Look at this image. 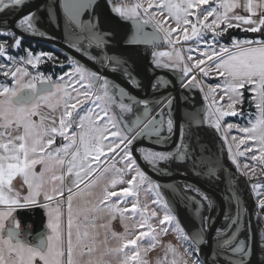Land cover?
<instances>
[{
  "label": "snow or ice",
  "instance_id": "1",
  "mask_svg": "<svg viewBox=\"0 0 264 264\" xmlns=\"http://www.w3.org/2000/svg\"><path fill=\"white\" fill-rule=\"evenodd\" d=\"M105 6L114 16L102 21L99 0H0V36L11 38L0 41V264H148L144 254L157 247L163 256L154 264H203L199 253L217 206L189 173L228 184L211 264H264V232L257 237L249 229L241 238L247 209L235 186L237 177L246 178L264 219V0ZM61 21L63 43L81 59L30 48L13 54L23 35L55 41L40 25ZM229 29L255 35L222 43ZM141 45L151 46L146 58L155 79L147 83L133 58ZM48 62L60 74L40 71ZM158 69L175 80L156 76ZM209 77L221 82L206 84ZM192 89L206 104L188 111L185 91ZM245 102L254 113H245ZM245 116L244 125L227 119ZM205 125L222 142L219 155L199 136ZM173 163L186 166L182 182L161 184L149 175L170 176ZM141 192L154 196L150 204L141 203ZM177 204L195 218L190 228L178 219ZM33 208L44 210L47 223L29 243L17 210ZM117 218L123 233L112 228ZM169 233L186 245L182 252L163 241ZM145 237L147 247L140 243Z\"/></svg>",
  "mask_w": 264,
  "mask_h": 264
},
{
  "label": "water",
  "instance_id": "2",
  "mask_svg": "<svg viewBox=\"0 0 264 264\" xmlns=\"http://www.w3.org/2000/svg\"><path fill=\"white\" fill-rule=\"evenodd\" d=\"M99 2L105 13V16L101 17L102 21L106 17L114 16V14L111 13V11L105 6V0H99ZM9 19H11V17H9ZM112 26L115 27V25H112ZM50 27L53 28V30L50 31V33L57 37L55 41L51 39H46V38L44 39L41 37L32 36V35H23L22 38L29 39V40H40V41H44L47 43H51L55 47L64 50L66 53H68V55H73L76 58L81 59L80 55L75 53L74 49H71L66 44H64L62 41V36L64 33L63 22L61 21V24L59 26H50ZM126 27L130 29L131 22H127ZM151 30H152L151 27L146 28V31H151ZM123 31H124V28L118 29V32L120 33H122ZM17 34L20 35V33H17ZM145 48L146 46H143V45L139 46V54L138 55L134 54L133 58L135 60L136 71L140 74L138 78L142 79L144 83H147L150 78L155 79V76H153L152 73L148 71V67H149L148 58H150L151 46H148V51H146ZM87 63L89 64L90 67H95V65L92 62H87ZM155 75L162 76L165 79L175 80V76L166 69L156 70ZM117 82L123 83V81H120V80H117ZM133 94H136L134 90H133ZM161 94H165V93L162 92ZM185 94L191 98V105L188 106L187 108L188 111H192L194 109H200L203 106H205L206 102L204 101L203 94L199 91V89H192L191 91L186 90ZM184 110H185V106L183 105V102H181L180 113H179L180 116L183 115ZM201 130H204V129L202 128ZM207 130L209 131L211 129H207ZM207 135L209 137L211 136L209 134ZM216 135L218 134L215 133V136ZM199 136L201 140L203 141V135L200 132H199ZM173 139H176V137H174ZM221 144L222 143L219 141L218 151L216 152L215 150L213 151L214 153L218 155L220 154ZM146 146H148L147 142H146ZM226 156H227V153H226V148H225L224 149L225 161H226ZM226 166H228L227 161H226ZM145 170L147 171L146 166H145ZM169 171L172 172V175L170 176L162 177V176L153 174L151 172H149V175H152L153 179L157 180L161 184H171L173 182H182L185 179V177H182L179 175L180 171L171 169V168H169ZM232 171L233 172L235 171L234 167L232 168ZM186 178L190 182L197 184V186H199L202 190L207 192L212 197V199L216 202L217 210L212 213L214 216H216V223L214 227L210 229L209 234L206 235L205 239L207 242L201 245V251L199 253V258L203 262V264H211L212 257H213V249H214V243H213L212 237L215 236L216 228H220L224 226L223 210L226 208V202L223 197L226 194L225 190L228 184L225 187L224 194L220 195L217 192H215L213 189H211L209 186L199 182L194 177L188 175ZM166 195L170 198L172 196L171 192L167 190H166ZM240 197L243 202V206L247 209V212L245 213L244 219H243V232H242L241 238H244V234H246L249 229L255 236L258 237L260 233L264 232V225L257 218V213L254 208V200H253L252 194L250 193V187H247V189L243 191L242 196ZM177 208H178V219H180L183 226H185L186 228H190L192 224L196 223L195 218L190 214L188 209L178 204H177ZM17 218L20 224L24 227L23 230L31 233V235L28 237L29 243H34L35 242L34 238L37 236V234L46 231L47 216L43 209L33 208V209H28V210H17ZM29 223H31L30 228L28 227ZM220 264H224L222 258L220 259Z\"/></svg>",
  "mask_w": 264,
  "mask_h": 264
},
{
  "label": "flooded vegetation",
  "instance_id": "3",
  "mask_svg": "<svg viewBox=\"0 0 264 264\" xmlns=\"http://www.w3.org/2000/svg\"><path fill=\"white\" fill-rule=\"evenodd\" d=\"M40 26H41L42 30L47 31V32H49L50 35H52L50 33V31L53 30L52 27L48 26L46 23H44ZM0 39L1 40H9V42H11V38H9L7 36H0ZM23 40H25L27 43H25ZM24 48H30L33 52L51 51V52H54V54L57 57H59L61 60H66L67 57L69 56L68 53H66L64 50L55 47L51 43H47V42L40 41V40H29V39H25V38H22V46H21L20 50L17 52H14V53L24 54V52H23ZM64 70H67V69L65 68ZM40 71L44 72L45 74L55 73L58 75L61 72V68L60 67H53V65L50 62H48V63L41 64ZM203 129L204 130H200V133L203 135V142L206 143L212 151L216 150V152H217L219 141H220L219 136L218 135L215 136V132L212 129L209 130L210 131L209 132L207 129H210V128H208L207 125H205L203 127ZM207 134H209L211 136L209 137ZM217 138H218V140H217ZM57 141H58L57 145L60 144L59 139ZM168 167L171 169L178 170L180 172H183L186 170V166H179L177 163H173ZM188 175L192 176L191 173H189ZM192 177L197 179L199 182L209 186L211 189H213L218 194H220V195L224 194V190H225V187L227 185V183L224 180L208 181L206 178H203V177H195V176H192ZM20 183H21V181L18 179V185L17 186H19ZM247 187H250V185H248L246 178L237 177L236 188L239 190L240 196H242L243 191L246 190ZM250 193L252 194L251 188H250ZM252 197H253V195H252ZM253 200H254V198H253ZM254 208H255V211L257 212V206L255 203V200H254ZM30 224L31 223L28 224L29 228L31 227ZM21 229H24V227L22 225H21Z\"/></svg>",
  "mask_w": 264,
  "mask_h": 264
},
{
  "label": "rangeland",
  "instance_id": "4",
  "mask_svg": "<svg viewBox=\"0 0 264 264\" xmlns=\"http://www.w3.org/2000/svg\"><path fill=\"white\" fill-rule=\"evenodd\" d=\"M225 38H226V35H225V37L223 38V40L221 41L222 43L227 44L228 42H230V39H229V41L226 43ZM0 41H2V40L0 39ZM163 47H166V46H162V48H163ZM161 50H162V49H161ZM13 54H14V55H17V56H19V55H23V54H21V53H13ZM3 80H4V78H3L2 76H0V81H3ZM220 82H221L220 79H219V78H216V77H209V78L206 79V84H216V83H220ZM205 90H206V89H205ZM202 94H203V93H202ZM203 95H204V94H203ZM248 95H249V93L245 92V100H246V101H247ZM221 103H224V102H221ZM243 107H245V108H244L245 113H247V112H249V111H251V112H253V113L255 112V108H254L253 106L249 105L247 102H245V104H244ZM227 119L229 120V122H234V123H238V124H241V125H244V124L247 123V116H245L244 119H240L239 117L227 118ZM232 134H233V135H240V133H239L237 130H235V129L232 130ZM229 139H230V137H229ZM59 141H60V140H59ZM60 143H62V141H60ZM58 145H59V144H58ZM240 162L243 164V163H244V160L241 159ZM118 166H119V165H118ZM36 171H37V172L40 171V166H39V165L36 167ZM252 195H253V198H254L255 203H256V199H255V196H254L253 192H252ZM152 199H154V196H153L151 193H148V192H141V194H140V201H141L142 204H143V203H149V204H150V201H151ZM122 206H123V205H122ZM256 206H257V204H256ZM256 213H257V212H256ZM260 215H261V216H264V211H261V212H260ZM259 220H260V219H259ZM261 220L263 221V223H262V222H261V223L264 225V219H261ZM46 223H47V219H46ZM171 234L173 235L175 241L178 243V245H179V250L182 252V251H183V247H186V245H180V244H179V241H178V240L176 239V237H175V234H173V233H171ZM149 242H150L149 238H148V237H145L144 240L141 241L140 243H141L144 247H147ZM155 249H156V248H155ZM155 249H153V250H155ZM144 259H145L146 261H148V253L144 254ZM148 264H152V260L149 261Z\"/></svg>",
  "mask_w": 264,
  "mask_h": 264
},
{
  "label": "crops",
  "instance_id": "5",
  "mask_svg": "<svg viewBox=\"0 0 264 264\" xmlns=\"http://www.w3.org/2000/svg\"><path fill=\"white\" fill-rule=\"evenodd\" d=\"M241 14H244V13L241 12ZM242 38H246V37H241V39ZM15 184L18 185V179L15 181ZM127 223L129 224V227H131L132 221L129 220V221H127ZM112 228H113V230H115V231H117L119 233H123L124 232V227L120 223L119 218H117L115 221L112 222ZM162 239H163V241L165 243L171 242L173 245H176L179 248L178 243L175 241V239H174V237H173V235L171 233H169L167 236L163 237ZM113 243H115V242H113ZM158 256H163V252H162V250L159 247H157L155 250H152V251L148 252V262L152 260V264H154V261H155V259ZM113 264H116V260L115 259H113Z\"/></svg>",
  "mask_w": 264,
  "mask_h": 264
},
{
  "label": "trees",
  "instance_id": "6",
  "mask_svg": "<svg viewBox=\"0 0 264 264\" xmlns=\"http://www.w3.org/2000/svg\"><path fill=\"white\" fill-rule=\"evenodd\" d=\"M254 35L255 34L245 33V32H242V31H240L238 29H229L228 33L226 34L225 40H226V42H228L229 39H231L232 36H235L237 38H241V37H252ZM23 41L25 43H27L25 40H23ZM243 108H245V107H243ZM259 221L263 223V221L261 219Z\"/></svg>",
  "mask_w": 264,
  "mask_h": 264
}]
</instances>
